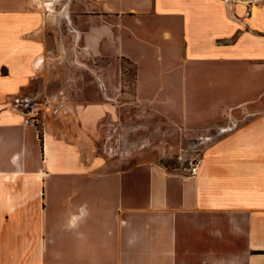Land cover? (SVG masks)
I'll return each mask as SVG.
<instances>
[{
	"label": "crops",
	"instance_id": "crops-1",
	"mask_svg": "<svg viewBox=\"0 0 264 264\" xmlns=\"http://www.w3.org/2000/svg\"><path fill=\"white\" fill-rule=\"evenodd\" d=\"M124 58L168 120L220 129L196 176L112 168L83 137L105 114L83 77ZM0 264H264V0H0Z\"/></svg>",
	"mask_w": 264,
	"mask_h": 264
},
{
	"label": "rangeland",
	"instance_id": "rangeland-1",
	"mask_svg": "<svg viewBox=\"0 0 264 264\" xmlns=\"http://www.w3.org/2000/svg\"><path fill=\"white\" fill-rule=\"evenodd\" d=\"M244 4H237L241 11L238 8L233 14L244 26L245 23L254 25L260 15L258 6L261 3ZM233 19H236L234 15ZM84 60L89 62L91 59ZM116 66L119 77H104V83H95L93 77H83V91L90 93L103 89L104 118L94 123L83 117V137L95 144L99 154L96 158H103L112 168L157 164L186 174L192 163L201 160L202 150L220 129H213L207 123L193 127L177 126L168 120L167 108H164L174 106V103H164L166 100L161 103L164 99L146 100L142 88H139L138 77H135V65L124 58L117 61ZM112 73L114 75L115 70ZM83 101L84 105L90 103L84 97ZM225 108L220 107V112L224 113ZM206 109L202 104L201 111ZM39 125L42 130L41 122Z\"/></svg>",
	"mask_w": 264,
	"mask_h": 264
},
{
	"label": "built area",
	"instance_id": "built-area-1",
	"mask_svg": "<svg viewBox=\"0 0 264 264\" xmlns=\"http://www.w3.org/2000/svg\"><path fill=\"white\" fill-rule=\"evenodd\" d=\"M22 115L24 117V123L28 125H39L41 122V104L37 102L27 101L22 104ZM201 160H197L195 163H192L189 168L186 170V177L196 176Z\"/></svg>",
	"mask_w": 264,
	"mask_h": 264
},
{
	"label": "trees",
	"instance_id": "trees-1",
	"mask_svg": "<svg viewBox=\"0 0 264 264\" xmlns=\"http://www.w3.org/2000/svg\"><path fill=\"white\" fill-rule=\"evenodd\" d=\"M36 126H37V129H38L39 138H40V140L42 141V139H43V132H42V130H41V128H40V125H36Z\"/></svg>",
	"mask_w": 264,
	"mask_h": 264
},
{
	"label": "bare ground",
	"instance_id": "bare-ground-1",
	"mask_svg": "<svg viewBox=\"0 0 264 264\" xmlns=\"http://www.w3.org/2000/svg\"><path fill=\"white\" fill-rule=\"evenodd\" d=\"M39 5H40L41 8H45V7H46V8H48V9H50V10L53 9V5L45 6V5L42 4V3H40ZM66 9H67V8H66ZM37 62H38V61H37Z\"/></svg>",
	"mask_w": 264,
	"mask_h": 264
}]
</instances>
